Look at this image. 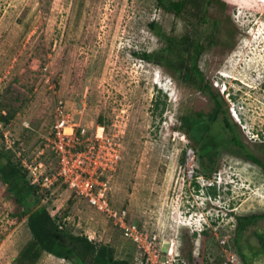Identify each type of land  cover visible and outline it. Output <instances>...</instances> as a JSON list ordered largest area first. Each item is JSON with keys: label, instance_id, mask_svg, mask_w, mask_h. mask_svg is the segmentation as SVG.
<instances>
[{"label": "rangeland", "instance_id": "rangeland-1", "mask_svg": "<svg viewBox=\"0 0 264 264\" xmlns=\"http://www.w3.org/2000/svg\"><path fill=\"white\" fill-rule=\"evenodd\" d=\"M206 14L220 28L198 59L204 80L264 163V0H210ZM190 21L155 0H0V103L4 113H16L7 126L0 120L13 142L1 153L18 160L22 152L55 173L58 155L46 144L60 106L94 140L101 134L106 151L117 149L116 169L98 173L101 187L112 207L158 235L164 261L174 247L173 264H220L240 247L243 264H264V218L242 230L238 224L239 216L264 214L263 166L229 143L224 115L207 139L210 151L226 145L216 155H205L181 128V116L206 117L215 104L177 67L187 54L167 47V37L183 36ZM39 188L52 216L65 208L67 231L108 244L117 258L141 260L118 220L66 183ZM22 212L0 175V264H16L32 238ZM38 264L75 263L43 253Z\"/></svg>", "mask_w": 264, "mask_h": 264}, {"label": "trees", "instance_id": "trees-1", "mask_svg": "<svg viewBox=\"0 0 264 264\" xmlns=\"http://www.w3.org/2000/svg\"><path fill=\"white\" fill-rule=\"evenodd\" d=\"M210 0H155L157 7L178 16L190 18V30L181 37H167L168 50H174L180 46L181 55L187 54V57L181 61L177 67L183 71L186 79L190 83L209 93L214 100V107L206 117L203 112L187 114L181 116L182 130L186 135L195 139L202 146L206 154L216 155L218 146L212 151L207 146V139L211 133L214 123L222 116V123L230 134H235L236 127L228 116V111L224 106L223 100L214 92L212 87L204 80V75L198 64V59L203 51L209 46L217 43L220 21L211 18L206 14V8ZM153 31L162 35L157 22L152 21L149 24ZM209 26L207 34L204 35L203 29ZM206 33V32H205ZM134 54L141 56L149 62L159 61L155 59L154 54L148 52H136ZM14 112H3V105L0 103V120L6 126L15 117ZM102 122L103 118L100 117ZM231 141V139H230ZM229 141V143H230ZM228 143V144H229ZM15 144V143H14ZM227 144V145H228ZM4 131L0 128V146L5 148ZM250 161L259 163L264 168V163L258 158H254L245 146H241ZM0 148V175L3 182L9 187L19 206L23 208L22 216H27L28 228L32 234L31 240L21 249L16 264H38L43 253L52 254L56 257L68 259L75 264H132L135 257L130 253L128 258H117L116 252L108 244L98 246L87 236L75 234L66 230V218H64L65 208L58 210L55 216H52L47 206L40 205L41 198L38 192L39 186L33 185L31 174L23 166L21 159L13 160L1 153ZM7 150V149H5ZM203 153V154H204ZM203 154H200L203 157ZM1 158H6L2 163ZM262 215L239 216L238 224L240 230ZM238 256L242 259L243 255L238 247ZM118 251V250H117ZM90 260V262H88Z\"/></svg>", "mask_w": 264, "mask_h": 264}, {"label": "built area", "instance_id": "built-area-1", "mask_svg": "<svg viewBox=\"0 0 264 264\" xmlns=\"http://www.w3.org/2000/svg\"><path fill=\"white\" fill-rule=\"evenodd\" d=\"M55 115L54 130L48 138L46 148H50L58 155L57 171L44 172L42 170L44 165L38 163L37 159L33 161L22 152L19 153V159L31 174V183L49 188L60 182L66 183L68 189L86 199L98 212L118 220L116 224L125 231L126 237L142 251L141 260L135 257L132 264H173L174 247L168 252L172 260L164 261L161 258L162 247L158 235L149 233L136 223L129 221L127 211L120 212L112 207L105 188L101 187L102 179L99 178L98 173L103 174L108 170L116 169L120 160L117 149H112L114 153L110 149L106 151V142L101 134L100 136L96 134L97 137L94 140L95 136L86 134L84 130L81 131L78 128L79 126L70 123L69 115L62 107L57 106ZM4 136L5 145L7 148H12L13 142L10 141L8 132H4ZM95 165L98 166L95 167ZM92 166L93 173L89 171ZM220 264H243V262L237 254L232 253Z\"/></svg>", "mask_w": 264, "mask_h": 264}, {"label": "flooded vegetation", "instance_id": "flooded-vegetation-1", "mask_svg": "<svg viewBox=\"0 0 264 264\" xmlns=\"http://www.w3.org/2000/svg\"><path fill=\"white\" fill-rule=\"evenodd\" d=\"M232 121V120H231ZM233 122V121H232ZM230 139H231V141L230 142H232L236 147H238L239 149H241L242 147V145L243 146H245L246 148H247V150H248V152L254 157V158H258L259 160H260V158L258 157V155H256V154H254V152H252L247 146H246V144H244V142L241 140V138H240V135L237 133V131H235V134H231L230 135ZM241 150H243V149H241ZM248 160V159H247ZM248 161H250V160H248ZM250 162H252V163H254V164H258V165H260L259 163H256V162H253V161H250ZM260 166H262V165H260Z\"/></svg>", "mask_w": 264, "mask_h": 264}]
</instances>
